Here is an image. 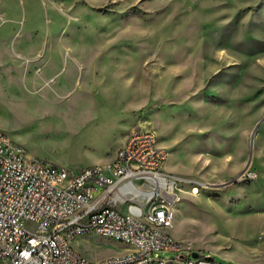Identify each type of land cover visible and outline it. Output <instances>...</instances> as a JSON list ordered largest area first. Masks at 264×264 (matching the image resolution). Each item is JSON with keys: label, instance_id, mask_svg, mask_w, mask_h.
<instances>
[{"label": "rangeland", "instance_id": "374dc122", "mask_svg": "<svg viewBox=\"0 0 264 264\" xmlns=\"http://www.w3.org/2000/svg\"><path fill=\"white\" fill-rule=\"evenodd\" d=\"M203 78L195 106L187 100ZM244 79L247 108L225 98ZM250 107L251 125L233 126ZM142 125L157 132L165 171L199 189L184 186L172 239L220 264H264V162L257 179L248 167L223 181L220 160L198 158L232 143L251 161L264 155V0H0V130L29 159L104 166ZM74 248L94 262L126 246L96 236ZM179 255L159 253L169 264Z\"/></svg>", "mask_w": 264, "mask_h": 264}, {"label": "built area", "instance_id": "2783aa9c", "mask_svg": "<svg viewBox=\"0 0 264 264\" xmlns=\"http://www.w3.org/2000/svg\"><path fill=\"white\" fill-rule=\"evenodd\" d=\"M167 159L157 132L143 125L113 161L77 172L29 159L0 130V264H169L162 251L178 252L180 264H220L194 258L169 234L184 186L196 184L167 173ZM244 177L258 176L249 170ZM96 236L125 252L93 262L74 248Z\"/></svg>", "mask_w": 264, "mask_h": 264}, {"label": "crops", "instance_id": "0c3cea01", "mask_svg": "<svg viewBox=\"0 0 264 264\" xmlns=\"http://www.w3.org/2000/svg\"><path fill=\"white\" fill-rule=\"evenodd\" d=\"M206 78H203L202 80L198 81L199 83L193 85L194 88L192 89V93L190 95H188V97L190 96V98L188 99L187 97V101H193V104L195 106H198L199 103L201 102H205V96L203 95V92L205 91L206 88H203L201 90V88L204 85H207L208 82L207 80H204ZM224 82L223 81H217L215 83H213L214 87H213V92L216 93L218 96L222 93L220 92V90L218 89L220 85H222ZM233 88L230 92V94L228 93L229 96L224 97L227 98V101H233L235 102L237 105H240L241 108L245 106L246 102H249L251 99V88L250 85L248 83V81H246V79L242 80H238L233 82ZM217 87V88H216ZM237 110L236 112L238 113V115H235L234 120L235 122L233 123V126H236L239 123V119H245L247 116L249 117V125H251V120H252V115H251V107L250 109H248L245 112H242L243 110ZM242 113V114H241ZM219 143H223V142H219ZM161 146V145H160ZM163 147V146H161ZM164 148V147H163ZM212 148V147H211ZM222 149H220L219 147L216 148V151H211V154L208 153H203L200 152L198 155V158H200L201 156L204 155H208L211 158L218 159L221 161L222 165L224 166V168H222L221 170L218 169H213V173L217 174L218 177H216L217 180H222L223 181L230 175H235L238 174L240 171L244 169H246L247 165H248V161H249V147H246L244 144L241 145L239 143H232L229 147L225 148L224 151H220ZM206 157L204 156L203 159H205ZM209 158V157H208ZM168 160V159H167ZM254 161H251V164L249 165V169L251 171L254 170V165L256 163L259 162H264V155H261V153H258V155H254ZM253 162V163H252ZM167 163V162H166ZM165 166H168L165 164ZM170 172L174 173V169L169 167ZM222 171H224L225 175L227 176H223V174H220ZM225 178V179H224ZM211 177L209 176L208 180H210ZM172 237V236H171ZM177 240V239H176ZM193 251V250H191ZM223 257L228 258L226 256L223 255ZM229 259V258H228ZM175 264H180L176 261H174Z\"/></svg>", "mask_w": 264, "mask_h": 264}, {"label": "water", "instance_id": "95a60500", "mask_svg": "<svg viewBox=\"0 0 264 264\" xmlns=\"http://www.w3.org/2000/svg\"><path fill=\"white\" fill-rule=\"evenodd\" d=\"M255 133H256V129H255V131L252 133L251 143H253V141H254ZM250 163H251V158H250L249 161H248V165H247L246 169H248ZM246 169H245V170H246ZM237 180H238V179L234 180V182L237 181ZM198 256H199V254H197L196 252L193 253V257H194V258H197ZM208 258H209V259H213L212 257H208Z\"/></svg>", "mask_w": 264, "mask_h": 264}, {"label": "bare ground", "instance_id": "6f19581e", "mask_svg": "<svg viewBox=\"0 0 264 264\" xmlns=\"http://www.w3.org/2000/svg\"><path fill=\"white\" fill-rule=\"evenodd\" d=\"M194 194H198L199 193V189L198 187H195V190L193 191Z\"/></svg>", "mask_w": 264, "mask_h": 264}]
</instances>
